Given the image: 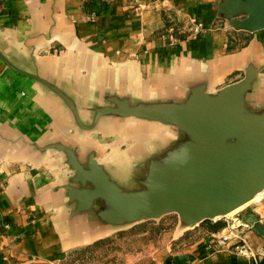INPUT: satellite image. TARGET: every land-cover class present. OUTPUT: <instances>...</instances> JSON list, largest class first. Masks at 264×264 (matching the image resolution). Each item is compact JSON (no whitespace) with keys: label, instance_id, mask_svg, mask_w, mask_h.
<instances>
[{"label":"crops","instance_id":"obj_1","mask_svg":"<svg viewBox=\"0 0 264 264\" xmlns=\"http://www.w3.org/2000/svg\"><path fill=\"white\" fill-rule=\"evenodd\" d=\"M249 69L244 107L261 114L264 28L236 29L222 0H0V264L52 263L130 226L106 220L100 198L81 207L75 195L91 184L74 181L58 146L138 191L188 140L173 124L113 113L83 128L96 110L213 96ZM240 208L222 224L179 223L153 264H264V238L245 225L264 224V194ZM241 241L254 256L233 250Z\"/></svg>","mask_w":264,"mask_h":264},{"label":"water","instance_id":"obj_2","mask_svg":"<svg viewBox=\"0 0 264 264\" xmlns=\"http://www.w3.org/2000/svg\"><path fill=\"white\" fill-rule=\"evenodd\" d=\"M222 6L236 29L264 28V0H222ZM257 73L247 70L242 80L213 96L194 89L180 104L132 107L122 103L96 110L91 124L83 128L113 113L173 124L188 140L164 165L151 170L146 187L138 191L122 190L92 157L83 166L72 149L58 146L74 169V181L91 184L73 191L81 207L100 198L108 207L103 216L112 223L176 213L187 226H195L252 200L264 190V113L247 112L243 96ZM246 224L264 238V224L258 218L250 216Z\"/></svg>","mask_w":264,"mask_h":264},{"label":"rangeland","instance_id":"obj_3","mask_svg":"<svg viewBox=\"0 0 264 264\" xmlns=\"http://www.w3.org/2000/svg\"><path fill=\"white\" fill-rule=\"evenodd\" d=\"M246 209L250 208L247 207ZM235 211L228 215L235 217L236 214L233 215ZM226 216H221L214 220L216 223L222 224ZM212 221L208 219L200 223H210ZM179 223L182 226H187L176 213L151 219L136 220L131 222L127 228L57 257L52 263L37 261L30 264H153L154 250L161 246L159 240L165 233H168V239L175 236Z\"/></svg>","mask_w":264,"mask_h":264},{"label":"built area","instance_id":"obj_4","mask_svg":"<svg viewBox=\"0 0 264 264\" xmlns=\"http://www.w3.org/2000/svg\"><path fill=\"white\" fill-rule=\"evenodd\" d=\"M169 39L172 41H175V39L172 37V35L169 36ZM246 226H250L248 224H245ZM229 240L228 236L221 237L220 241L221 243L225 244ZM233 250L240 256L243 257H251L255 255V252L251 249V247L244 241H241L240 243H237L233 246Z\"/></svg>","mask_w":264,"mask_h":264},{"label":"bare ground","instance_id":"obj_5","mask_svg":"<svg viewBox=\"0 0 264 264\" xmlns=\"http://www.w3.org/2000/svg\"><path fill=\"white\" fill-rule=\"evenodd\" d=\"M263 193H264V190H263L262 192L258 193L256 196L261 195V194H263ZM256 196H255V197H256ZM255 197H254V198H255ZM254 198H253V199H254ZM244 205H245V204H244ZM242 206H243V205H242ZM242 206H241V207H242ZM239 208H240V207H239ZM239 208H237V209H239ZM237 209H235V210H237ZM235 210H233V211H235ZM233 211H232V212H233ZM230 213H231V212H230ZM230 213H229V214H230ZM227 215H228V214H227Z\"/></svg>","mask_w":264,"mask_h":264}]
</instances>
